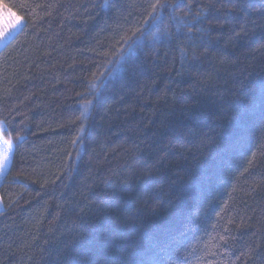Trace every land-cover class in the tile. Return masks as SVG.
Masks as SVG:
<instances>
[{
  "label": "trees",
  "instance_id": "trees-1",
  "mask_svg": "<svg viewBox=\"0 0 264 264\" xmlns=\"http://www.w3.org/2000/svg\"><path fill=\"white\" fill-rule=\"evenodd\" d=\"M0 4V264H264V0Z\"/></svg>",
  "mask_w": 264,
  "mask_h": 264
},
{
  "label": "snow or ice",
  "instance_id": "snow-or-ice-1",
  "mask_svg": "<svg viewBox=\"0 0 264 264\" xmlns=\"http://www.w3.org/2000/svg\"><path fill=\"white\" fill-rule=\"evenodd\" d=\"M13 7L0 4V43L7 41L8 37L14 32L22 29L24 25V19L22 16L17 15L13 11ZM169 5L157 4L153 5V12L155 13L157 8H166ZM151 15V14H150ZM147 23V21L145 22ZM4 130L0 128V132ZM13 143L9 140H4L0 137V172H2L8 165L10 160V153L13 150Z\"/></svg>",
  "mask_w": 264,
  "mask_h": 264
},
{
  "label": "rangeland",
  "instance_id": "rangeland-1",
  "mask_svg": "<svg viewBox=\"0 0 264 264\" xmlns=\"http://www.w3.org/2000/svg\"><path fill=\"white\" fill-rule=\"evenodd\" d=\"M24 26V25H23ZM20 31V30H19ZM19 31H16L14 32L11 36L8 37L7 41L3 42V43H0V51L19 33ZM0 128H2L4 130L5 128V125L4 123H0ZM4 132V131H3ZM3 132H0V137H2V139L4 140H8L4 137V134ZM10 141V140H9ZM12 142V141H11ZM13 143V142H12ZM14 145V143H13ZM13 152H14V147H13V150L12 152L10 153V160H9V163L7 165V167L2 171L0 172V186L2 184V181H3V178L5 177V175L7 174V172L9 171L10 167H11V164H12V156H13ZM5 209V206L0 198V212H2L3 210Z\"/></svg>",
  "mask_w": 264,
  "mask_h": 264
}]
</instances>
